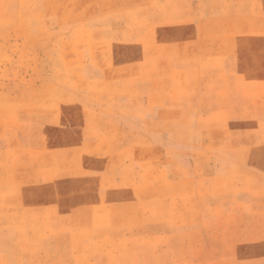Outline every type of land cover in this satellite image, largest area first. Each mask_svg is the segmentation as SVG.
Segmentation results:
<instances>
[{"label":"rangeland","instance_id":"1","mask_svg":"<svg viewBox=\"0 0 264 264\" xmlns=\"http://www.w3.org/2000/svg\"><path fill=\"white\" fill-rule=\"evenodd\" d=\"M0 264H264V0H0Z\"/></svg>","mask_w":264,"mask_h":264}]
</instances>
